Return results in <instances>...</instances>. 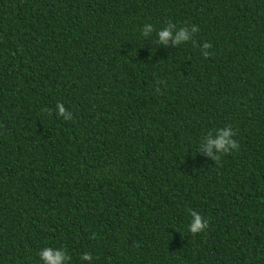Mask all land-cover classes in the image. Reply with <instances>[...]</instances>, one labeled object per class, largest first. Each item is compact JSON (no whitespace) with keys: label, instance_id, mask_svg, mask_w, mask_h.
<instances>
[{"label":"trees","instance_id":"16d2710c","mask_svg":"<svg viewBox=\"0 0 264 264\" xmlns=\"http://www.w3.org/2000/svg\"><path fill=\"white\" fill-rule=\"evenodd\" d=\"M169 24L199 31L165 45ZM45 247L264 264V0H0V264Z\"/></svg>","mask_w":264,"mask_h":264},{"label":"clouds","instance_id":"9594fccd","mask_svg":"<svg viewBox=\"0 0 264 264\" xmlns=\"http://www.w3.org/2000/svg\"><path fill=\"white\" fill-rule=\"evenodd\" d=\"M172 25L169 24L167 28L160 31L158 33V39L160 43L162 44H168L169 40H171L174 44H181L182 42H186L192 38L193 33H197L199 31L198 26L191 25L190 31L188 28H182L180 29L175 35H173L172 31ZM153 29L151 27L146 26L143 30V35L147 36L149 33H151ZM212 45L208 42L204 43V49H210ZM202 55L205 58H208L209 52L204 51ZM159 91V89H157ZM57 109L58 114L63 117L66 121L72 120V113L67 112L66 108L63 103H57ZM46 112L51 114V110L45 109ZM236 135V133H233L232 129L229 128L227 130H224L219 138L217 139H208L206 150L209 152V155H211V149L215 148L218 152L221 153H230L233 150L238 151L239 150V143L233 139V135ZM214 159H217L220 161L221 156H214ZM191 216V222L189 224V231L193 235H197L200 233H203L207 228H209L210 224L209 221L206 220L200 213L197 211H192L190 213ZM38 256L40 260L42 261V264H65L66 260H70V256L67 254L66 250H57L56 248L52 247H45L41 249V251L38 253ZM81 259L84 261H89L92 259L91 253H85L81 256Z\"/></svg>","mask_w":264,"mask_h":264}]
</instances>
